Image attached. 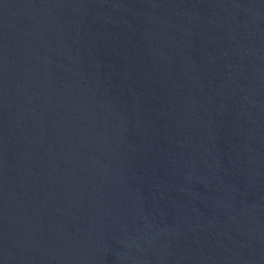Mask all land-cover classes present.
<instances>
[{"label":"water","instance_id":"water-1","mask_svg":"<svg viewBox=\"0 0 264 264\" xmlns=\"http://www.w3.org/2000/svg\"><path fill=\"white\" fill-rule=\"evenodd\" d=\"M0 264H264V0H0Z\"/></svg>","mask_w":264,"mask_h":264}]
</instances>
